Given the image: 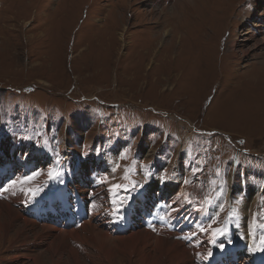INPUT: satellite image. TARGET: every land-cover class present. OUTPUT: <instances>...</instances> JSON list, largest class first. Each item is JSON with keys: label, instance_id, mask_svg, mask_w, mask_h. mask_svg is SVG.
I'll return each instance as SVG.
<instances>
[{"label": "rangeland", "instance_id": "1", "mask_svg": "<svg viewBox=\"0 0 264 264\" xmlns=\"http://www.w3.org/2000/svg\"><path fill=\"white\" fill-rule=\"evenodd\" d=\"M253 5L264 11V0H0V146L48 148L32 160L45 157L38 166L49 169L50 191L66 159L81 168L101 161L103 198L87 214L101 226L109 204L115 223L106 228H127L135 217L132 230L165 240L168 206L180 207L175 218L183 220L187 200L154 190L178 166L180 186L198 190L216 218L219 246L246 240L248 254L264 252V26L253 29ZM93 150L99 157L84 160ZM9 205L45 222L31 204L14 198ZM21 228L0 230V264H76L67 250L59 257L49 239L38 243L34 230ZM120 243L107 244L113 264H143ZM199 249L204 257L211 251ZM144 251L158 253L155 244ZM88 252L80 264H110ZM198 260L191 255V264Z\"/></svg>", "mask_w": 264, "mask_h": 264}, {"label": "bare ground", "instance_id": "2", "mask_svg": "<svg viewBox=\"0 0 264 264\" xmlns=\"http://www.w3.org/2000/svg\"><path fill=\"white\" fill-rule=\"evenodd\" d=\"M248 13L257 20L256 23H251L253 29L258 31L259 29L257 28H262V26H264V11L257 12V6L253 5V7L248 10ZM9 145L3 144L4 149L0 146V163L7 161L6 164L3 163L5 164L4 169L1 170L4 166L3 164L0 168V175H5V180L2 181L0 185V230H2L3 233H8L14 225H19L23 228H21L23 231L34 230V241L41 243L44 239H49V250L54 251V254L57 256L59 255V257L65 253L64 250H67L76 264H80L82 258L87 260L89 249H93L98 256H104L110 264H113L114 261L112 262V258L114 257V251L110 247L111 245L109 246L107 244L114 240L121 242L120 244L122 247H119L124 254L128 253L131 257L134 251V256H137L139 261L143 262V264H191V255H194L196 259L200 260L204 258L203 253L199 249L209 248L200 245L204 238H207L206 242H210L212 245L213 241L216 242L217 240V236L214 233L218 232L213 230L210 225V219L206 207L199 201L197 195L198 190L192 188L184 189L180 186L177 175L179 172L178 166L173 167V171L171 170L172 174L168 180L159 181L154 193L160 192L163 195H166L168 192L173 197L177 195L179 197V202L183 198L181 196H184L187 200L185 210L186 216L183 220L175 218V210L180 207H172L171 205L168 206L170 208L171 218L169 219L167 217V219H173L180 224L177 228L179 227V230L182 231L184 241L190 243V251L185 247L186 244L179 240L175 239L174 241H170L161 237H154L147 229H138L137 231L132 230L135 217L130 220L129 216L126 218L127 222L125 224L127 225V228H119L117 225L113 230L106 228L104 226L105 224L115 223L114 211L109 204H107L108 207L105 208L106 222L101 226L100 223H98L99 221H97L99 216H96L92 212L87 214L85 210L88 207L92 209L97 205L98 200H102L103 198L102 190L100 189L101 187H99L101 186L100 171L104 167L103 165H100L101 161L97 160L93 165H91V161H88V166L81 168L82 166L74 167L72 163L66 159L65 168L67 170L65 174L60 173L61 175L50 177V181L55 187L53 191H50L44 189V184L47 180V170L49 169L41 173L40 177L42 176V178L39 182H37L38 180H35L39 174L36 171L38 165L32 160V158L38 147L37 144L34 145L32 151L28 152L23 149H18V145L16 144H14L16 150L13 151L12 146ZM65 154L66 156L68 155V153ZM96 166L97 168H95ZM13 181H15V183H12ZM148 187L151 188V185ZM141 192H143V195L154 194L151 190H144ZM114 193L117 194L115 190ZM14 198L22 200V203L26 206L31 204L33 207L30 208L28 206L30 210L35 213H43L44 216L48 211H52L53 213L57 212L58 215L61 216L60 220L56 219V222L52 220L46 221L44 216L43 219L45 222L31 220L24 213L15 210L9 205V201ZM63 199L74 203L77 211L72 212L67 210ZM23 209L24 208L22 207V209L19 210ZM172 210H174V212H172ZM150 216V212L145 213V219H149ZM206 216H208V218L204 220ZM94 217H96V219ZM108 219H110V221ZM62 220H65V223L59 228L58 224L61 223ZM17 221L22 225L20 223L16 224L15 222ZM46 222L53 225H49ZM129 228L132 231H130ZM36 232L38 233L36 234ZM164 236L166 237L165 232ZM72 242L82 245L84 248L80 249L75 247ZM152 244L156 245L158 253L153 254L150 257L147 251H142L145 250L146 245H149L150 247ZM239 245L242 247L241 244ZM116 247H118V245ZM80 253L83 255L80 256ZM24 254L26 255L28 253ZM24 254L22 253L19 255L17 259H20ZM210 254L211 251L207 252L206 256L209 257ZM225 255L226 253L224 251L220 253L217 257L218 260H224ZM152 256L154 258H152ZM36 257L37 256L34 257L35 261L38 260Z\"/></svg>", "mask_w": 264, "mask_h": 264}, {"label": "trees", "instance_id": "3", "mask_svg": "<svg viewBox=\"0 0 264 264\" xmlns=\"http://www.w3.org/2000/svg\"><path fill=\"white\" fill-rule=\"evenodd\" d=\"M80 93L82 94L81 90H80ZM191 152H193V151H191Z\"/></svg>", "mask_w": 264, "mask_h": 264}, {"label": "snow or ice", "instance_id": "4", "mask_svg": "<svg viewBox=\"0 0 264 264\" xmlns=\"http://www.w3.org/2000/svg\"><path fill=\"white\" fill-rule=\"evenodd\" d=\"M12 183H15V181H13Z\"/></svg>", "mask_w": 264, "mask_h": 264}, {"label": "clouds", "instance_id": "5", "mask_svg": "<svg viewBox=\"0 0 264 264\" xmlns=\"http://www.w3.org/2000/svg\"><path fill=\"white\" fill-rule=\"evenodd\" d=\"M76 245V244H75Z\"/></svg>", "mask_w": 264, "mask_h": 264}]
</instances>
